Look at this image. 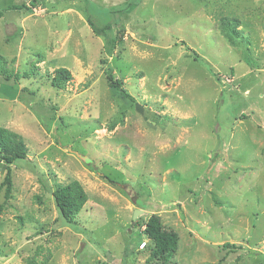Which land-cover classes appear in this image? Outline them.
Here are the masks:
<instances>
[{
	"label": "rangeland",
	"instance_id": "rangeland-1",
	"mask_svg": "<svg viewBox=\"0 0 264 264\" xmlns=\"http://www.w3.org/2000/svg\"><path fill=\"white\" fill-rule=\"evenodd\" d=\"M0 11V126L27 151L0 164V264H264V0ZM72 180L87 200L65 224L52 192ZM151 214L171 254L145 235Z\"/></svg>",
	"mask_w": 264,
	"mask_h": 264
},
{
	"label": "trees",
	"instance_id": "trees-1",
	"mask_svg": "<svg viewBox=\"0 0 264 264\" xmlns=\"http://www.w3.org/2000/svg\"><path fill=\"white\" fill-rule=\"evenodd\" d=\"M24 7L25 5L23 4L9 6V8L16 9H22ZM1 15L2 12L0 11ZM89 23L94 33L103 35L106 38L107 49L111 51L116 45L118 38L117 35L111 36L108 34L106 29H109L110 25L107 24L105 27L98 26L92 19H89ZM71 77L72 75L67 68L59 67L52 73L51 84L56 87H61ZM108 81L110 82V86L115 87L121 93H125L120 83L117 80H113L111 74L108 76ZM26 152V146L21 136L14 131L0 126V164L7 165L17 160H24L27 157ZM110 181L113 182V180ZM52 197L57 209L58 219L65 224L75 223V215L81 210L87 200L86 192L76 180L57 186L52 192ZM144 233L154 242L157 252L171 254L175 250L177 237L175 233L162 229L159 215L151 214L148 217L145 222Z\"/></svg>",
	"mask_w": 264,
	"mask_h": 264
},
{
	"label": "water",
	"instance_id": "water-1",
	"mask_svg": "<svg viewBox=\"0 0 264 264\" xmlns=\"http://www.w3.org/2000/svg\"><path fill=\"white\" fill-rule=\"evenodd\" d=\"M136 110H137L138 112H142V106L139 105L138 103L136 104ZM137 214H138V212H137V210H135V211H134V214H133V218H135V217L137 216Z\"/></svg>",
	"mask_w": 264,
	"mask_h": 264
}]
</instances>
